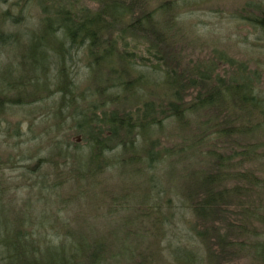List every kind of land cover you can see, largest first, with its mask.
<instances>
[{
	"label": "trees",
	"instance_id": "obj_1",
	"mask_svg": "<svg viewBox=\"0 0 264 264\" xmlns=\"http://www.w3.org/2000/svg\"><path fill=\"white\" fill-rule=\"evenodd\" d=\"M76 3L78 0H27L25 5L15 3L18 14L10 9L0 12V55L20 42L21 35L32 37L29 55L21 62L26 76L14 80L8 72L0 74V82L5 83L0 86V128L10 104L57 94L55 107L42 116L48 114L65 133L81 135L90 154L84 166L89 169L72 176L78 153L69 150V142L51 144L52 156L61 158L59 165L52 161L55 168L61 166L54 184L61 189L55 203L48 192L39 194L37 200L29 201L27 196L20 202L10 195L12 185L0 178V264H109L112 256L104 246L72 250L69 234L59 235L61 206L66 210L81 197L91 196L93 186L108 179L103 171L112 163L105 159L108 152L118 151L113 167L135 161L144 163L141 171L156 172L159 164L183 152L186 145L198 151L191 155L197 158L190 174H196V183L173 194L188 212L164 215L161 205L166 198L161 197L168 193L159 187L162 191L155 196L151 188L144 214L152 217L155 211L160 217L154 218L146 241L157 247L158 254H164L158 247L163 240L166 250L178 252L174 261L168 260L172 264H264L262 71L249 70L247 64L213 45V57L207 60L201 54H190L187 49L197 50L198 41L190 34L194 26L179 18L175 0L161 1L154 9L146 0H102L95 12L78 10ZM28 6L38 13L32 27L21 30L27 25L23 12ZM258 11L244 19L264 35V10L258 7ZM208 46L211 44L202 47ZM79 56L86 65L82 90L72 77V62ZM150 62L151 67L142 68ZM224 65L236 72L227 76L219 71ZM20 132L18 123L16 133ZM180 134L182 141L177 139ZM149 138L153 140L149 142ZM205 156L209 159L204 160ZM75 181L87 184L74 194L73 188L63 192L64 182L75 186ZM101 190L105 195L111 192ZM33 201L45 208L39 206L41 211L35 213L29 208ZM8 202L15 203L16 209H26L23 216L13 217L15 227L11 228L5 215ZM50 204L55 210L52 214L46 212ZM32 226V231L26 230ZM34 226L55 229L58 241L50 243L42 234L35 237ZM183 238L187 242L182 243ZM158 254L142 258L137 251L131 252L124 264H161Z\"/></svg>",
	"mask_w": 264,
	"mask_h": 264
},
{
	"label": "rangeland",
	"instance_id": "obj_2",
	"mask_svg": "<svg viewBox=\"0 0 264 264\" xmlns=\"http://www.w3.org/2000/svg\"><path fill=\"white\" fill-rule=\"evenodd\" d=\"M26 1L0 0V12L10 9L11 13L18 14L20 9L15 3L19 2L25 5ZM146 1L154 9L164 0ZM175 2L179 9V18L186 25L194 26L190 30V34L194 41H198L196 42L197 50L187 49L190 54L193 52L199 56L202 55L207 60L213 57V53H210L213 45L215 49L228 52L233 59L240 63L247 64L249 70L260 69L264 79V35L249 19H244L249 14L259 13L258 7L264 10V0H175ZM101 3L102 0H78L74 7L78 10L87 8L91 12H95L101 7ZM37 13L38 11L34 7L28 6L26 11L23 12L26 16L25 22L27 25H23L25 22L21 23L20 25H23L21 30H26V26L32 27V19ZM15 28L16 26L13 27V29ZM177 38L183 40L182 37ZM31 43L32 37L25 34L21 35L20 42L6 49L3 55H0V74L5 75L8 72L14 77V80L26 76L23 75L21 62L23 58L27 59L24 55H29ZM205 44H211V47H202ZM72 64L75 66L72 77L79 82V90L85 89V62L81 61V56H79L76 63L72 62ZM147 66H142V68L151 67L152 62ZM219 71L227 73V76L230 75L228 72L231 74L236 72L228 65H224ZM0 86L3 88L5 83L0 82ZM51 94L44 95V98L38 101L32 100L24 104H10L11 106L5 116L2 117L4 124L0 128V163H2L0 178L12 185L10 195L20 202L26 201L27 196H29V201L37 200L39 194L45 196V192L50 194V200L53 203L57 201L58 192L61 189L54 184L57 182L56 172L59 173L61 166L55 168L52 161L59 165L61 158L52 156L50 152L52 143L63 141L64 143L61 142L62 146H65L69 142L72 146L69 150L78 153L70 175L76 176L81 169L83 172L89 169L84 167L89 161L90 154L86 153L88 149L87 142L82 136L72 131L65 133L61 127L59 128L58 125L53 124L51 117H47L48 114L42 116V113L52 111L59 98L57 94L53 96ZM18 123L20 124V131L22 128L20 135L16 133ZM27 124L31 127L27 128ZM169 131L170 128L167 129V133ZM181 136L182 134L177 138L179 141H182ZM163 139L167 140L165 136ZM152 140L153 138L148 139L149 142ZM195 152H198L195 148H190L188 145L184 146L183 152L177 153L159 164L156 172L155 169H149L148 172L141 171L144 163L133 160V163H118L113 167L112 164L118 158V151L108 152L105 159L112 161V163L103 168V171L106 170L107 175L105 177H108V179L101 181L99 185L95 184L93 186L95 191L91 196L81 197V201L70 204L66 210L61 206L62 211L58 212L60 217H58L57 222L58 227L62 228V233L60 232L59 235L69 234L68 241L72 250L81 247H86L85 249L89 250L91 247L104 246L109 255L112 256L108 261L109 264H124L131 252L135 251L142 255V258L143 255L148 256L152 253L155 256V254H158L157 247L149 245V242L146 241V235L147 230H151L153 227L154 218L160 216L155 211L152 217L145 215L148 209L149 191L152 188L155 196L163 188V191H167V197L164 195L161 197V200L166 198V201L161 205V211L164 215H169L173 211H187L177 195L173 193H182L183 190L196 183V174L190 175L195 171L193 161H197V158L191 156ZM131 156L132 154L128 155V158H131ZM208 159L209 156H205L204 160ZM41 180H45V182L43 183ZM83 184H87L86 181H75V186L69 182H64L63 192L73 188L74 194ZM153 184H155L154 189ZM101 188H108L111 190L110 194L105 195ZM52 194H55L54 198H52ZM109 196H112L113 199ZM104 198L109 199L110 205L108 200ZM252 198V196H247L249 200H252ZM157 199L156 197L155 200ZM39 206L42 209L45 208L42 203H39ZM39 206L33 201L29 208L35 210L36 213L40 210ZM16 208L15 203H6L5 215L10 228L15 227L12 223L15 219H18L15 217H21L23 216L22 213L26 212V209ZM54 211L51 204L46 209L49 214ZM189 216L191 215L189 214ZM187 223H189V220H187ZM143 226H148V228L145 229ZM58 227L56 226L57 229ZM173 228L176 227L173 226ZM34 229L37 232L34 234L35 237L42 234L50 243L58 241V234H56L55 229L45 227L39 230L35 226ZM26 230L32 231L33 226ZM186 238L182 239V243L187 242ZM165 244L164 240L158 244V247L164 253L158 254V257L163 261L161 264H172L168 260L174 261L179 253L175 250H166ZM183 245L191 247L190 244ZM163 256H165L164 259H162ZM166 257L168 258L166 259Z\"/></svg>",
	"mask_w": 264,
	"mask_h": 264
}]
</instances>
